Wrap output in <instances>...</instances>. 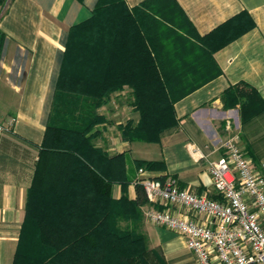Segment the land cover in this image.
Returning a JSON list of instances; mask_svg holds the SVG:
<instances>
[{"label": "crops", "instance_id": "1", "mask_svg": "<svg viewBox=\"0 0 264 264\" xmlns=\"http://www.w3.org/2000/svg\"><path fill=\"white\" fill-rule=\"evenodd\" d=\"M121 1L136 21L148 23L147 9L135 11L146 0ZM174 1L195 34L211 45L222 42L212 53L219 74L174 103L176 124L164 131L157 143L121 138L120 127L126 122L136 125L139 120L132 90L124 86L98 109L103 120L95 128L98 136L92 143L107 156L122 154L131 181L137 175L135 160L162 162L164 166L158 170L140 169L147 177L171 176L179 188L216 199L208 164L224 156L222 144L233 133L238 135V145L252 165L261 170L264 164V107L258 114L242 119L240 104L226 107L223 101L229 87L246 84L264 103V0ZM98 2L11 0L1 13L0 32L5 40L0 53V123L10 119L14 123L11 131L0 137V264H12L34 178L59 182L62 178H81L75 168L72 172L68 167L62 173V166L68 162H62V152L46 151L43 139L69 31L91 18ZM218 29L221 32L214 33ZM51 148L62 150V146ZM122 195L136 198L132 183L125 192L121 185H112V199ZM152 207L185 214L174 205L158 203ZM186 217L197 222L203 219L190 214ZM25 229L30 230V226ZM62 229V241H68V232L74 228ZM142 230L149 249L158 253L163 264H197L183 236L145 219Z\"/></svg>", "mask_w": 264, "mask_h": 264}, {"label": "trees", "instance_id": "2", "mask_svg": "<svg viewBox=\"0 0 264 264\" xmlns=\"http://www.w3.org/2000/svg\"><path fill=\"white\" fill-rule=\"evenodd\" d=\"M10 1L0 0V16ZM146 9L150 22L142 24L121 0H99L92 17L70 29L43 145L62 152L68 162L62 173L75 168L81 178L75 184L74 178H34L12 264H163L142 230L140 208L147 201L137 175L129 180L123 155L107 156L92 143L103 120L97 111L128 86L139 120L122 125L121 138L159 142L176 124L174 103L219 74L212 53L222 42L211 45L195 34L174 0H146L135 11ZM4 40L0 32V53ZM223 101L226 107L240 104L242 119L264 107L246 84L229 87ZM133 165L148 171L164 166ZM130 183L134 200L112 199V185L125 192ZM67 226L74 231L62 241Z\"/></svg>", "mask_w": 264, "mask_h": 264}, {"label": "built area", "instance_id": "3", "mask_svg": "<svg viewBox=\"0 0 264 264\" xmlns=\"http://www.w3.org/2000/svg\"><path fill=\"white\" fill-rule=\"evenodd\" d=\"M13 123H0V137ZM238 140L234 133L229 136L222 144L224 156L208 164L216 199L179 188L171 176L147 177L143 169L137 170L135 183L147 201L144 219L183 236L197 264H264V164L257 170ZM158 203L174 205L185 214L152 207ZM188 214L203 219L193 221Z\"/></svg>", "mask_w": 264, "mask_h": 264}, {"label": "rangeland", "instance_id": "4", "mask_svg": "<svg viewBox=\"0 0 264 264\" xmlns=\"http://www.w3.org/2000/svg\"><path fill=\"white\" fill-rule=\"evenodd\" d=\"M101 108V107H100ZM142 216H143V213H142ZM143 219H144V217H143Z\"/></svg>", "mask_w": 264, "mask_h": 264}]
</instances>
